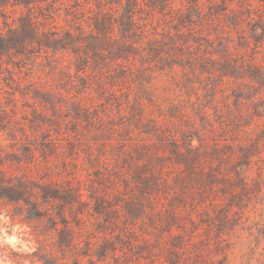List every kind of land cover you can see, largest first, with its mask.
Segmentation results:
<instances>
[{"label": "rangeland", "instance_id": "374dc122", "mask_svg": "<svg viewBox=\"0 0 264 264\" xmlns=\"http://www.w3.org/2000/svg\"><path fill=\"white\" fill-rule=\"evenodd\" d=\"M85 1L0 39V264H264V0Z\"/></svg>", "mask_w": 264, "mask_h": 264}, {"label": "trees", "instance_id": "16d2710c", "mask_svg": "<svg viewBox=\"0 0 264 264\" xmlns=\"http://www.w3.org/2000/svg\"><path fill=\"white\" fill-rule=\"evenodd\" d=\"M73 7H80V0H0V18L4 27L12 31L13 35H2L0 39L7 42H36L38 39V25H43L46 18L45 10L60 8L63 4L69 3ZM85 6L90 9L91 4L96 7L102 6L101 0H86ZM128 4V2H127ZM10 9L14 16H9ZM42 18V21H40Z\"/></svg>", "mask_w": 264, "mask_h": 264}]
</instances>
